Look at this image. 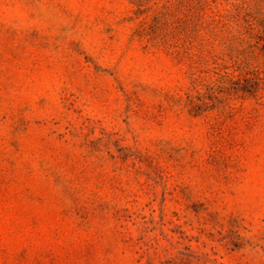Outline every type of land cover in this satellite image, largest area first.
Instances as JSON below:
<instances>
[{
    "label": "rangeland",
    "instance_id": "obj_1",
    "mask_svg": "<svg viewBox=\"0 0 264 264\" xmlns=\"http://www.w3.org/2000/svg\"><path fill=\"white\" fill-rule=\"evenodd\" d=\"M262 19L0 0V264H264Z\"/></svg>",
    "mask_w": 264,
    "mask_h": 264
},
{
    "label": "trees",
    "instance_id": "obj_2",
    "mask_svg": "<svg viewBox=\"0 0 264 264\" xmlns=\"http://www.w3.org/2000/svg\"><path fill=\"white\" fill-rule=\"evenodd\" d=\"M246 30L253 35V37L256 39L253 48L258 51L257 57H263L262 63H264V19L259 21L257 23V27L254 26V22H249L246 26ZM256 52V51H255ZM254 77H239L237 79L228 78V81L231 83V89L235 93H243L249 91L247 89L248 83H250V86L254 85L255 87L259 86L260 77H257L259 73H252Z\"/></svg>",
    "mask_w": 264,
    "mask_h": 264
}]
</instances>
